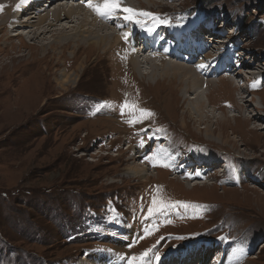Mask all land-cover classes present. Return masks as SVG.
<instances>
[{
    "label": "rangeland",
    "instance_id": "obj_1",
    "mask_svg": "<svg viewBox=\"0 0 264 264\" xmlns=\"http://www.w3.org/2000/svg\"><path fill=\"white\" fill-rule=\"evenodd\" d=\"M177 2L141 5L173 22L189 20L199 7L203 32L224 51L247 49L249 63L242 57L247 67L231 62L220 78L214 72L209 92L206 85L194 90L172 76L154 85L139 71L141 82L129 77L123 83L122 47L106 53L100 41L99 47H87L90 40L78 36L64 46L54 40V47L43 52L38 42H22L20 34L8 40L0 30V264H99L98 255L87 253L133 252L126 247L127 234L140 233L135 223L140 215L146 220L139 226L152 217H164L166 223L135 248L137 253L153 248L166 257L165 264H180L186 255L178 252L191 246L204 251L199 244L215 242L207 259L215 255L208 264H219L221 245L231 243L222 264H264V0ZM4 3L0 0V16ZM63 24L69 26L66 20ZM141 38L134 39L136 45ZM83 60L77 82L59 86L63 70L68 73ZM254 63L260 66L254 69ZM25 64L36 75L24 76ZM148 67L141 70L158 71ZM247 70L262 74L255 84L244 80L257 88L248 92L239 85ZM201 77L210 79V74ZM198 93L207 106L202 119L193 107ZM125 102L153 115L142 116ZM211 113L234 119L221 126ZM153 142L155 154L138 152L141 145L151 149ZM148 157L156 158L157 167H168L154 168ZM144 161L152 168L145 177L129 170ZM224 161L228 167L222 169ZM196 180L202 184L192 186ZM188 264H201L199 256Z\"/></svg>",
    "mask_w": 264,
    "mask_h": 264
},
{
    "label": "bare ground",
    "instance_id": "obj_2",
    "mask_svg": "<svg viewBox=\"0 0 264 264\" xmlns=\"http://www.w3.org/2000/svg\"><path fill=\"white\" fill-rule=\"evenodd\" d=\"M155 1L156 0H121V9L126 7L133 8L141 12H148L158 16L157 18L154 15L146 16V17L137 16L133 20H126L125 16L128 15V13L122 10H118L113 15H109V16L97 15L92 8L87 6L88 0H72V1L4 0L5 3L0 16V30L1 32H4L2 36L4 37L5 35L7 38H9L8 40H11V38H13L17 34L18 35L20 34L22 36V42H27V41H31L32 43L38 42L43 52H47L49 48L51 49L52 47H54L52 44L54 40L55 41L62 40L61 42H59V45L60 44L62 45V43L65 41L72 40L74 42H77L78 36H80L81 39L88 38L90 40V43L88 42V44L86 45L87 47H93L95 44H98L100 41V43L103 45L102 50H105L106 53L110 51L115 52L116 49L120 50V47H122L124 48L122 54L120 51L118 52H120V55L125 56V58L122 60V63L125 64L124 78L122 81L123 83L125 82V79L129 77L135 78L138 82H141L137 74L139 71L141 73L142 79L145 78L149 81V83H153L154 85L161 82L162 81L161 79L163 77L172 76L177 78L179 77L181 83L184 82L187 83V86L193 87L194 90H197L202 85H206L209 88L207 90L209 92L211 91L210 90L211 88L213 89L215 87V85L212 84L213 82H215V80H213L214 72H216L218 78H220L219 75L222 73L223 70H225L226 66L230 65L231 62L235 63L240 61L242 62V64H244L243 58L245 57L244 60L249 63L248 55L250 53L247 49H245L246 53L242 51L241 54H239L237 51L235 52L234 50H230V49L224 51V46L217 44L215 37H213L211 33L205 34L202 31L201 27L203 24L201 21L202 16L200 15L201 11L199 7L195 10L194 14L191 16V18H189V20L185 18L182 21L173 22L172 18L171 17L167 18L168 15L164 14L163 12L159 10L154 11L155 9H151L141 5V3L154 4ZM91 2L94 4H100L103 3V0L101 2L99 0H91ZM175 2H177V0L174 1L169 0V3L171 4H174ZM56 3L59 4L56 5ZM45 5H47L48 8H50L51 6L54 7H52V9L49 10L48 8L44 7ZM183 13H184L183 11L179 12L180 15ZM64 20L68 21L69 26L63 24ZM136 20H139L140 23H137ZM89 24H91L92 27L91 26L89 27ZM25 31H27V33H25ZM70 31H72L73 34L69 36ZM125 34H127V38H125ZM25 36H28L27 38L29 39L27 40ZM142 36H145L147 41L144 39L143 43L142 41H140L136 45L134 39ZM204 37L206 38L204 39ZM171 38L172 40H169ZM149 39L151 40L150 45L154 44L155 46L154 48H151L150 45L147 43ZM210 40H212V42H209ZM226 40L223 41L225 42ZM142 44H145V46L143 47ZM62 46H64V44ZM221 48L222 50H220ZM183 50L186 52L183 53ZM199 55L205 56L207 61L205 62L202 58L199 60L198 59ZM229 55H232L231 59L233 61L227 60V57ZM238 55L240 58L237 57ZM170 58H174L175 60H172ZM39 60L40 59L35 60L30 64L32 65L34 63H37V61ZM156 61L161 62L158 67H156V65L159 63H157ZM19 63L22 64L21 62ZM83 64H84V60L80 61L79 64L73 70L72 69L70 70V64L66 65L65 63L66 65L65 69L70 71L67 73L65 72V70H63L61 77L58 79L57 82L58 85L64 88L65 85L76 83L77 79L79 78V73H77V71L80 67L83 66ZM145 65H149V67L151 66L156 67L158 71H155L153 69L148 72L147 71L143 72L141 68L145 67ZM200 65H204V67L201 68L199 67ZM253 65L254 67L257 65L254 69L260 66L258 63H254ZM27 66L28 64L22 66L23 67L22 73H24V76L31 73L30 70H28L29 72L26 71ZM230 69H232V67ZM243 71L244 70L241 68L239 73H242ZM35 73L37 72H32L31 74L36 75ZM202 73L210 74L209 77L210 79L201 77ZM247 73L248 74L243 79V81L248 79H249L248 81L254 80L253 82L255 84L260 81L257 78L262 77L261 73L256 74L254 73V71L250 72L247 70ZM40 76H42V74H40ZM228 79H233L236 81L235 77L234 78L228 77ZM219 81L220 80H218V82ZM246 82L247 81L242 82V80L239 82V85L244 87L245 91L248 92L253 89L254 90L257 89V88H253L252 86L250 87L248 82L247 83ZM200 83L201 85L199 86L198 84ZM195 85L197 86V88ZM216 87L219 89L220 88L219 84H217ZM195 92L197 93V91ZM186 93L187 91L184 93L185 96ZM200 98H201L200 93H198L192 99H195L196 101L195 104H193L194 105L193 107L195 108L194 111L197 114L202 115L207 106L205 101ZM211 115L214 117V119H216V122L221 126L224 125L229 120V117L230 118L233 117L234 119V116L231 115L225 117L222 115L217 117V115L214 113H211ZM190 116L192 117V113H190ZM202 118H204L203 115L201 119ZM211 125H207L205 127V132L207 133V135L212 137L213 131ZM220 138L218 137L216 139H220ZM158 143L161 147L162 145L161 139H158L157 144ZM154 144L156 143L153 142L152 145L150 146L151 149L145 148L141 145L138 152L143 153L144 151H152L151 154H155L156 151H158L157 150L158 145L154 148V150H152ZM146 162L147 161H144L141 164L137 163L134 166L129 167V170L137 174V177L139 176L145 177L147 174H149L152 171L151 170L152 168L147 164H145ZM149 162L151 166L154 168L161 167V165L159 164H157L158 167L156 165L154 166V163L150 160ZM223 163H225V165L222 167V169H224V167H228L226 161H224ZM200 166L201 164L198 167ZM156 174H157V170H156ZM179 179L183 181L186 178L181 177ZM187 181H189L190 184L191 182L195 183L194 182L195 180L191 181L187 179ZM196 181L198 182L196 184H192V186L202 184L200 180H196ZM238 183L241 184L240 180ZM205 184L202 186L205 187L206 186ZM187 208L188 207L183 208V215L187 213V211L185 210ZM143 218L145 219V216L143 217L141 215L140 217L137 216L135 218L136 226L141 228L140 233L137 232V234L135 235L133 234L135 233V231L133 232L132 229L127 234L129 236V242L126 244V247L132 249L131 251L133 252L112 251L109 254L107 253V251L104 252L93 251L87 253V255L91 253L94 255H98L102 259L100 260L99 264H128V261L131 257L135 256L139 258L141 254L145 252L137 253L135 251L136 250L135 248L139 244H141L145 238H148L150 235L157 233L160 230L161 225L164 222L166 223V219L164 217H152L150 220L147 219L148 220L147 222L139 226V222L144 220ZM148 222L153 227H150ZM237 236L240 239L242 238V235L241 236L237 235ZM214 243L215 242H212L207 245L206 243L199 244V246L204 251L198 250V252H196L197 248L195 246H191V248L189 247L184 251L178 252L181 255H186L184 256L185 259H183V261L180 262V264H188L189 259L193 260V255L199 256V260L201 264H208V262L212 260L215 255L207 259V253H208L207 250H212L213 245H215ZM230 244L221 245L224 248L223 249L224 253L227 252V249L229 248ZM147 252H148V256L145 259L147 261H150V264L166 263L167 261L166 257H163L162 255H159L158 261L155 259L156 256V254H154L155 249L149 248ZM105 253L107 254L106 256L104 255ZM224 259L225 257L221 259L219 264H222Z\"/></svg>",
    "mask_w": 264,
    "mask_h": 264
},
{
    "label": "snow or ice",
    "instance_id": "obj_3",
    "mask_svg": "<svg viewBox=\"0 0 264 264\" xmlns=\"http://www.w3.org/2000/svg\"><path fill=\"white\" fill-rule=\"evenodd\" d=\"M87 6L92 8L97 15L99 16H109V15H113L116 11L118 10H122L126 13H128V15L125 16L126 20H133L135 17L137 16H153L154 14L152 13H148V12H141L138 11L136 9L133 8H123L121 9V0H103V3L100 4H94L91 2V0H88ZM2 7V6H0ZM137 23H140L139 20H136ZM151 31V30H149ZM125 38H127V34H125ZM199 67H204V65H200ZM125 108H132L135 109L136 111H139L141 113V115H147V116H151L153 115V113H151L149 110L147 109H137L135 105H129L127 102H125L124 105ZM148 159L150 161H152L154 163L155 166V157H148ZM161 166L163 167H168L167 164H162ZM197 175H199V173H197ZM154 205L156 204V201L153 202ZM180 203V202H178ZM163 206V202H161V207ZM184 207H188L187 204L183 205ZM153 212V209L149 210V214L151 215ZM147 231V229H146ZM180 239H183V237H179ZM148 256V252H145L143 254H141V256L138 257H131L128 261V264H150V261H147L145 258ZM155 259L158 261L159 260V254L157 253L155 256Z\"/></svg>",
    "mask_w": 264,
    "mask_h": 264
}]
</instances>
